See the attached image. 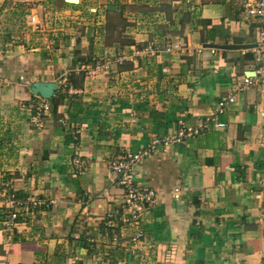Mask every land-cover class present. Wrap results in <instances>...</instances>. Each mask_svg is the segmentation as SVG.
<instances>
[{
    "label": "crops",
    "instance_id": "0c3cea01",
    "mask_svg": "<svg viewBox=\"0 0 264 264\" xmlns=\"http://www.w3.org/2000/svg\"><path fill=\"white\" fill-rule=\"evenodd\" d=\"M176 1L189 22L159 47L97 46L76 27L0 45V189L47 203L12 233L0 214V264H264L261 98L239 90L255 76V27L236 0ZM38 82L57 84L51 100L23 86ZM233 95L226 127L209 123ZM44 101L39 121L23 107ZM147 149L136 183L153 202L136 228L109 163Z\"/></svg>",
    "mask_w": 264,
    "mask_h": 264
},
{
    "label": "rangeland",
    "instance_id": "374dc122",
    "mask_svg": "<svg viewBox=\"0 0 264 264\" xmlns=\"http://www.w3.org/2000/svg\"><path fill=\"white\" fill-rule=\"evenodd\" d=\"M174 1L81 0L78 5H70L64 0H0V45H20L29 38L39 39V30L27 24V17L34 14L40 21V30L76 27L81 32L82 28L87 29L94 34L97 46L101 42L105 47H129L137 43L141 47L155 42L159 47L171 36L180 35L181 27L189 22L183 12L175 8ZM75 15H81V20L73 19ZM72 21L80 24L73 25ZM98 22L103 23L102 29ZM79 79L75 82L79 83ZM23 86L30 87L29 84Z\"/></svg>",
    "mask_w": 264,
    "mask_h": 264
},
{
    "label": "built area",
    "instance_id": "2783aa9c",
    "mask_svg": "<svg viewBox=\"0 0 264 264\" xmlns=\"http://www.w3.org/2000/svg\"><path fill=\"white\" fill-rule=\"evenodd\" d=\"M243 14L250 20V24L255 27L256 46L253 49V58L256 65L254 77L243 78L239 86L240 91L249 88H256L260 94L261 104L257 108V114L264 126V0H236ZM27 24L34 26L36 30H40L38 18L32 14L27 17ZM212 53L215 50L212 49ZM101 69L108 71L111 64H105ZM1 88V87H0ZM235 101V96H230L217 105L216 112L210 118L217 128L226 127V123L219 121V117L225 114L227 107ZM23 107L34 111V120L39 121L43 116L51 111V105L44 101L41 104L23 105ZM209 127L207 123L202 126L203 129ZM191 133L192 131L189 130ZM151 149L139 151L137 153H126L124 156L112 160L109 168L116 177V184L123 190L122 215L121 220L136 228L139 227L147 208L153 202V193L147 189L139 187L136 183V171L138 166L149 156ZM76 163H79L77 161ZM80 164V163H79ZM82 167V165H81ZM1 190V189H0ZM173 195L176 200H180L182 190L180 187L173 189ZM47 203L42 202L37 197H22L15 192L0 191V214L2 222L9 232L14 231L15 221L24 214H36V211ZM4 217V219H3ZM111 218V217H110ZM143 234L137 232L131 239L132 252L135 254L136 249L140 246Z\"/></svg>",
    "mask_w": 264,
    "mask_h": 264
},
{
    "label": "water",
    "instance_id": "95a60500",
    "mask_svg": "<svg viewBox=\"0 0 264 264\" xmlns=\"http://www.w3.org/2000/svg\"><path fill=\"white\" fill-rule=\"evenodd\" d=\"M64 2L70 5H78L80 4L81 0H64ZM252 46L254 47L256 45H252ZM252 46L238 45V44H224V45L205 44V47L209 49H218V50H227V51L242 50ZM29 89L35 96L40 97L43 100L49 101L55 96L58 87L56 83L38 82L30 85Z\"/></svg>",
    "mask_w": 264,
    "mask_h": 264
}]
</instances>
